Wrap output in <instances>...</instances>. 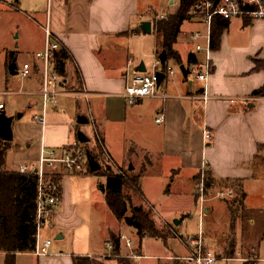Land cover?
<instances>
[{
	"label": "crops",
	"instance_id": "obj_1",
	"mask_svg": "<svg viewBox=\"0 0 264 264\" xmlns=\"http://www.w3.org/2000/svg\"><path fill=\"white\" fill-rule=\"evenodd\" d=\"M32 4L33 8L29 9L35 18L30 20L37 28L38 37L32 40V60L23 64L31 67L29 76L23 78L32 79L24 93L43 100V63L38 55L45 49V29L49 25L51 40L59 45L53 60L54 54L62 50L66 55L63 74H57L61 94L56 97V104L47 103L45 111L42 103L40 114L34 116V120L24 121L23 116L13 118V139L5 170L18 172L19 167L26 166L35 171L43 149L53 150L60 156L66 148L80 143L78 133L88 140L80 143L83 149L86 146V153L90 151L100 167L103 163L112 171L113 166L119 172L138 165L136 175L141 174L142 179L149 169L159 165L169 172L195 177H200L204 169L213 180L208 188L209 197L204 201L203 216H200L207 221L202 234L204 248L227 264H256L257 249L264 239V211L249 208L246 201L248 184H264V93L253 94L264 87V69L255 71L256 62L264 60V20L247 17L229 20L218 49H212V69L204 83L197 78V66L203 62V55L195 49L196 45L205 47L208 31L199 21L190 19L181 25L173 45L179 60L167 57L165 64L175 60L179 64L178 71L169 67L164 70L158 64L164 50L156 23L176 14L180 2L167 16L149 11L143 14L141 0H46L42 10L37 3ZM7 5L13 11L26 14L13 4ZM4 10L9 11L0 8V12ZM143 22L151 23L150 34L140 30ZM185 23H193L194 30L185 35L186 48L178 50ZM195 33L200 34L197 40L192 39ZM13 54L16 64V52L5 56L9 76ZM54 66L53 61L52 69L56 74ZM22 69L16 66L15 71L22 76ZM154 71L162 74L158 93H165L167 98L148 97L129 102L124 93L132 79ZM205 90L207 101L202 99ZM5 109L3 104L0 113ZM161 115L165 120L158 125L155 120ZM42 116L44 125L38 122ZM79 118L88 122L80 124ZM87 128L97 140L92 146ZM205 131L211 134L209 142L204 140ZM104 154L110 158L111 165ZM46 172L60 176L56 183L61 201L43 223L35 250L47 240L51 245L44 255H37L35 250L17 254L15 264H140L147 258L143 255L141 241L138 248L132 249V239L129 238L131 246L120 240L121 226L125 224L119 222L106 205L105 193L99 198L96 176L70 173L61 165ZM230 183L239 185L245 194L242 203L220 200L212 194L222 189L234 192L233 187L226 186ZM196 195L193 194L194 203L200 210ZM138 196L144 198L141 192ZM259 198L264 199L263 193ZM178 223H173L172 230L185 241L189 237L175 232V227L182 225L183 220ZM156 224L164 230L171 223ZM112 237L118 241L117 248ZM167 240L162 242L165 244ZM108 243L112 244V249L107 247ZM183 245L185 254L182 257L167 255L166 264H191L184 259L190 256L192 249ZM4 260L5 254L0 253V264H4Z\"/></svg>",
	"mask_w": 264,
	"mask_h": 264
},
{
	"label": "rangeland",
	"instance_id": "obj_2",
	"mask_svg": "<svg viewBox=\"0 0 264 264\" xmlns=\"http://www.w3.org/2000/svg\"><path fill=\"white\" fill-rule=\"evenodd\" d=\"M0 1V8L4 7L5 9H9V11L4 10L0 12V103L5 105L6 109L4 113L7 117L18 118L23 116L22 118H24V121L29 122L34 120V116H38L40 114V108L43 100L40 96L25 95L24 92L27 89L26 86L28 83H32V79H24L20 75L19 71H17V75L9 76L5 70L4 63L5 56L9 52L17 53L16 66H18L19 70L22 69L25 62L32 60L34 54L32 40L38 37V31L34 23L30 20L34 19L35 16L32 13L33 11L29 8H33V2L35 4L37 3L40 10H42L43 3L45 2L46 4V0H36L37 2H35V0ZM6 2L8 4H13L15 8L21 12L25 11L26 14L23 15V13L11 10ZM179 2L180 0H141L140 8L143 11V14H146L149 11L151 14L167 16L168 13H173L178 8ZM45 4L43 13H45L46 10ZM42 17L43 16H41V18ZM193 26V23H185L182 26L181 30L183 35L179 38L177 43L178 50L186 48L185 35L194 30ZM150 37V39H153V36ZM166 66L170 69H174L175 71H178L179 69V64L175 60H168ZM14 120L16 121V119ZM87 127H89V125ZM86 133L92 140L90 142V146H92L93 143H97L95 136L91 135L90 128L86 129ZM83 147V151L86 154V146ZM118 153L119 151L116 150L117 155ZM104 166L105 165L102 163V169L106 168ZM137 166L134 165V175H136V172L138 171ZM143 166L144 168L146 167V162ZM139 170L141 171V169ZM114 171L116 172V167L113 166V172ZM95 180L99 187V198H101L103 194L100 187L104 186L105 179L96 177ZM198 184V176H188L186 173L174 171L169 172L165 166L159 165L154 169H149L148 173L141 179V193L144 195L143 199L140 198L138 194H134L126 188L124 190V195L130 198L132 206L143 205L147 209H150L152 219L154 217L158 224L168 222L171 223L169 225L173 228L174 221L183 220L182 225L175 227V232L185 238H192L198 236L199 234H203L207 226V221L205 219L204 221L200 219L199 207L197 206V208L195 206L193 199V194L198 192ZM166 190H169L170 193L166 194ZM247 190L249 194V198L246 201L247 206L249 208L264 211V199L261 200L259 198L262 193L264 195V184L262 186H258L257 184H248ZM216 192L217 191L212 194L215 196ZM207 197H209L208 194ZM233 199L234 198L230 199V201ZM156 222L155 225L158 228H161V226L157 225ZM121 232L127 238L132 239V249L138 248L140 241L141 245L143 244V255L147 258L140 262V264H166L167 260L165 258L167 255L173 254V256L182 257L186 252L182 241L175 234L164 244L160 240L147 237L140 240L136 231L125 225L121 226ZM127 251L128 250L124 247V252ZM256 254L259 259L256 264H264V239L260 242V246L258 247ZM216 264L227 263L223 259H218Z\"/></svg>",
	"mask_w": 264,
	"mask_h": 264
},
{
	"label": "trees",
	"instance_id": "obj_3",
	"mask_svg": "<svg viewBox=\"0 0 264 264\" xmlns=\"http://www.w3.org/2000/svg\"><path fill=\"white\" fill-rule=\"evenodd\" d=\"M199 1L206 0H180V9L176 14L164 17L156 23L157 30L162 35L163 50L168 58L179 60L178 55L173 51V45L176 42L181 25L191 19V7ZM228 22L229 20L220 18L214 21L211 30V46L213 50L218 49L220 36L227 28ZM65 57L64 50L54 54V71L58 75L63 74ZM11 59H15L14 54L11 55ZM161 67L164 70L167 68L166 64ZM262 69H264V60L257 61L255 71ZM263 93L264 87L253 94L262 95ZM10 147L11 142L4 143L0 140V253L5 254L4 264H15L17 254L32 253L36 247L35 218L38 175L35 173L20 174L5 170L6 156ZM89 153L91 154L90 151ZM85 173L106 180V205L119 222L124 223L128 228L137 232L140 240L147 237L165 242L170 235H174L172 226H168L164 230L159 229L151 217L150 209L141 205L132 206L130 198L124 195L125 188L134 194H140L141 174L134 175L133 171L130 170L113 172L109 168L102 169V167L92 173L89 166H87ZM205 175L206 186L210 188L213 180L209 173L205 172ZM44 176L47 181H60V176L49 172H46ZM226 186L234 188L236 197H234L233 202L242 203L245 194L239 185L230 183L226 184ZM196 199H198V195H196ZM112 240L117 248L118 241L114 237H112Z\"/></svg>",
	"mask_w": 264,
	"mask_h": 264
},
{
	"label": "built area",
	"instance_id": "obj_4",
	"mask_svg": "<svg viewBox=\"0 0 264 264\" xmlns=\"http://www.w3.org/2000/svg\"><path fill=\"white\" fill-rule=\"evenodd\" d=\"M190 17L193 20L203 23L207 27V37L205 47L196 45V52L203 55V62L197 66L199 71L198 80L206 82L208 75L212 69V46H211V27L214 20L220 18L225 20H231L239 17H247L252 20H264V0H218V1H199L195 3L190 10ZM200 38L199 33L192 35L193 40ZM59 49V45L51 40V31L49 25L45 29V49L38 57L43 63V87L42 97L44 104V111L48 102L56 103V97L60 95L58 87L60 79L53 72V53ZM160 64V62L158 63ZM31 67L25 64L22 69V77H28ZM158 77L154 71L151 74H139L136 75L129 86L126 87L124 97L133 102L136 99L148 98V97H160L166 99L165 93H158ZM202 99L207 101L209 99L206 90ZM3 109V104H0V110ZM165 120L164 116H159L155 120L156 124H162ZM40 125L45 124V117L42 116L38 119ZM211 134L208 131L204 132V140L209 142L211 140ZM100 143V142H99ZM106 155V154H104ZM106 162L111 165L110 158L106 155ZM57 165H61L65 171L70 173H82L85 172L88 166L86 154L83 151L80 143H74L69 148H66L62 155H57L53 150L43 149L39 159L36 172L33 169H29L26 166L19 167L18 173L38 175V192L36 200V239L42 228L45 220L49 219L53 210L60 204V190L59 186L54 181H47L45 179V171L53 170ZM198 199L200 203V216H203L204 201L209 194V190L206 186V175L203 169L199 177ZM234 196L232 189H222L215 193V198L220 200L231 199ZM120 240L125 241L127 246L132 245V241L124 235L120 236ZM182 242L189 246L192 250L190 256L185 258L187 262L191 264H214L218 261L212 252L207 251L203 245V236L199 234L196 237L187 238ZM37 245V243H36ZM51 245V241L44 242L42 247H37L35 250L37 255H44L48 253V249ZM109 249L113 246L111 243L107 244Z\"/></svg>",
	"mask_w": 264,
	"mask_h": 264
},
{
	"label": "water",
	"instance_id": "obj_5",
	"mask_svg": "<svg viewBox=\"0 0 264 264\" xmlns=\"http://www.w3.org/2000/svg\"><path fill=\"white\" fill-rule=\"evenodd\" d=\"M140 30L143 33L146 34H150V30H151V23L150 22H143L140 26ZM167 60V55L166 52L163 51L160 56H159V61L161 65H164L166 63ZM183 75H186L184 68L181 67L180 68ZM16 70V64H15V60L11 63V65H9L8 71L9 74L11 76H14L17 74ZM144 72V69L142 70ZM156 76L158 77V84L162 78V74L157 72ZM20 118V117H18ZM12 122H13V118L11 117H7L5 115V113H0V140L3 141L4 143L7 142H11L13 139V134H12ZM78 122L80 124H85L88 121H86L84 118H79ZM78 140L81 144H85L88 142V140L86 138H84V135L82 133H78ZM86 157H87V162H88V166L90 169V172L94 173L96 171H98L100 169V165L98 164V162L96 161V159L89 153H86ZM130 171L133 170L132 166L129 168ZM36 172V171H35ZM101 191L103 193H105V187L101 186ZM178 221H174V225H178Z\"/></svg>",
	"mask_w": 264,
	"mask_h": 264
}]
</instances>
